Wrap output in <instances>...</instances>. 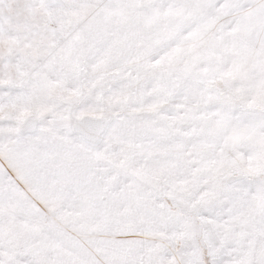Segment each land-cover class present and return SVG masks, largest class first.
<instances>
[{
  "label": "snow or ice",
  "instance_id": "obj_1",
  "mask_svg": "<svg viewBox=\"0 0 264 264\" xmlns=\"http://www.w3.org/2000/svg\"><path fill=\"white\" fill-rule=\"evenodd\" d=\"M0 264H264V0H0Z\"/></svg>",
  "mask_w": 264,
  "mask_h": 264
}]
</instances>
